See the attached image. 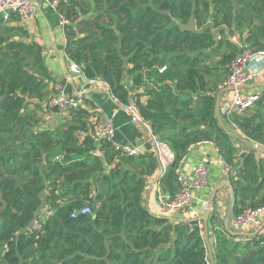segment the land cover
Wrapping results in <instances>:
<instances>
[{"label": "trees", "instance_id": "trees-1", "mask_svg": "<svg viewBox=\"0 0 264 264\" xmlns=\"http://www.w3.org/2000/svg\"><path fill=\"white\" fill-rule=\"evenodd\" d=\"M49 1L66 21L69 61L83 65L87 79L106 83L119 105L134 92L139 116L171 151L163 192L179 191L177 168L189 148L211 142L237 172L227 178L231 217L264 206V155L250 146L241 152L229 120L220 116L222 127L215 117L217 86L237 49L230 36L264 51V0ZM190 18L194 32L172 21ZM20 33L0 23V264H264V233L236 237L214 211L211 260L201 222L150 214L142 194L156 157L128 156L90 135L79 141L90 129L87 110L39 130L51 76L42 48ZM217 56L222 60L213 64ZM232 121L243 138L264 146V92ZM85 206L90 212L80 214ZM36 216L41 227L27 231Z\"/></svg>", "mask_w": 264, "mask_h": 264}, {"label": "crops", "instance_id": "crops-1", "mask_svg": "<svg viewBox=\"0 0 264 264\" xmlns=\"http://www.w3.org/2000/svg\"><path fill=\"white\" fill-rule=\"evenodd\" d=\"M35 1L37 2L38 8L36 15L23 19L13 16L7 23L10 27L20 28V35L25 36L21 38L23 41L28 43L35 42L42 48L44 61L46 60L45 64L51 76V81L47 86V96L56 92L55 85L60 86L61 92L71 96L84 90L88 93V98L86 99L83 108L89 113V121L92 120V117L90 118V116L93 113H100V115L112 117L114 126V134L112 138L113 144H128L140 148L143 155L152 154L154 156V147L150 136L141 126L135 125L130 121L129 116L123 109L124 107L122 105L111 101L107 86L102 84L90 85L82 76L73 77L69 73V59L64 52L67 42L64 34V24L62 23V20L64 19L59 15L57 10L49 5L48 0ZM221 60L222 59L217 56L212 63L216 64ZM215 67L219 73H222L224 68L226 69V66L222 68L221 65H216ZM248 68L249 70L257 72V74L256 78L243 88V93L247 95L263 93L264 87L253 85L264 83V62H251ZM223 77H221L220 80ZM139 92L140 90L137 93ZM221 94L220 103L222 105L224 101L223 97H226L227 91L223 92L222 95ZM133 95L134 92H132L130 96L132 97ZM139 101L140 103H145L146 97L141 96ZM66 119L67 118L62 115H59L58 117L51 116V120L42 127L52 130L57 127L58 122H64ZM90 131L91 129L86 132H79L77 134L79 141H82L85 136H88ZM237 145L240 147L241 152H243V150L246 149L245 146H247L242 142ZM162 153L163 160H166L165 164L172 162L173 155L169 149H164ZM96 154L101 157L99 151H97ZM204 159L208 161L209 167L207 186L193 192L192 202L184 212L176 216H166L161 211V208L156 202V193L154 190V181L157 179V175H159L158 171L155 173V176L147 181L146 189L142 194L143 207L154 216L166 218L172 217L175 220L169 221L175 223L182 220H198L203 216L205 209L208 207L214 188L221 185L215 194V199L212 201L211 206L213 207L217 219L222 222L224 229L233 228V231H237L232 224V196L229 188L222 185L224 181H228L223 172L224 161L218 154L213 143L202 142L191 146L180 162L177 168V174L182 178L183 182L189 183L192 177L193 168ZM204 205L206 208H204ZM263 221L264 215L261 217V222ZM247 233L252 232L249 230Z\"/></svg>", "mask_w": 264, "mask_h": 264}, {"label": "built area", "instance_id": "built-area-1", "mask_svg": "<svg viewBox=\"0 0 264 264\" xmlns=\"http://www.w3.org/2000/svg\"><path fill=\"white\" fill-rule=\"evenodd\" d=\"M48 3L55 10H57V1L48 0ZM37 9V2L35 0H0V23L6 24L13 16H17L21 19L34 16L37 13ZM62 23L65 24L66 21L62 20ZM229 39L233 45H236L237 49L234 57L226 65L224 79L217 86V90L219 92H222L224 89H230L227 91L226 97H223L224 101L222 105L220 103L219 112L220 116H223L229 120L230 129L234 131V134L236 136L243 137L240 129L232 121V118L235 116H243L245 112L255 104V102L260 100L262 96V93H253L248 95L244 94L243 88L250 81L256 78L257 72L249 70V64L251 62H264V51H252L248 49L243 43L242 39L237 35H232ZM68 63L69 73L73 77L82 76L83 79L90 85L102 84L107 86L106 83L98 78L87 79L83 74V65H78L73 61H69ZM161 69L164 70V68ZM161 69L160 71H162ZM55 91V93L48 96L45 102L42 103V111L38 114V118L40 119V123L38 125L39 130H50L48 128H43L42 126H45L46 123L51 120V116L58 117L59 115H62L67 118L66 120H70L69 111L78 110L80 108L84 109L83 107L85 105L86 99L88 98V93L84 90L80 91L74 96H71L61 92L60 86L55 85ZM136 102L137 100L133 95L129 103L123 107L127 112L130 121L135 125L141 126L150 136L152 145L154 147V156L156 157L159 164L157 169L159 175H157V179L154 181L156 202L161 208L163 214L166 216H176L184 212L189 207L192 202L194 191L207 186V177L209 171L208 161L204 159L193 168L192 177L189 183L183 182L182 178L179 176L178 181L180 184V189L173 196L163 192L159 187V180L164 174L167 166L173 162L174 158L172 162L165 164L166 160H163L162 151L164 149H168V147L153 134L151 125L139 116ZM55 108L58 109L59 113L54 110ZM91 117L92 120H88L91 129L89 135L94 138L96 142H110L115 150L120 151L128 156L138 157L143 155L140 148L138 147H133L128 144L117 145L112 143L114 134L112 117L100 115V113H93L90 118ZM223 172L226 179L230 176L235 177L237 173L236 169L226 164V162H224ZM204 208H206L205 205ZM89 212L90 209L88 206H85L80 210V214L83 215L88 214ZM263 215L264 206L254 209L248 208L243 212L232 216V224L234 229L237 231L248 232L251 230V232H253L261 226V217ZM35 219L36 220L32 229H39L41 227L43 218L36 216ZM262 233H264V228L260 229L258 232V234Z\"/></svg>", "mask_w": 264, "mask_h": 264}, {"label": "water", "instance_id": "water-1", "mask_svg": "<svg viewBox=\"0 0 264 264\" xmlns=\"http://www.w3.org/2000/svg\"><path fill=\"white\" fill-rule=\"evenodd\" d=\"M175 24H177V26L180 28V30L182 32H194L195 31V25H194V21L192 18H190V20L188 21L187 24H181L179 22H177L176 20H172ZM113 30L115 31V33L117 34L118 32L115 30V28L113 27ZM253 86H260V87H264V83L261 84H255ZM230 89H224L222 92H218L216 97H215V117L219 123L220 126L223 127L222 123H221V117H220V94L226 91H229ZM110 99L111 101L115 102L112 98L111 95ZM124 109V108H123ZM229 135H231L227 130H225ZM231 137L234 140H238L240 142H242L243 144L250 146L252 149H254L256 152L263 154L264 155V146L258 145V144H253L251 142H249L247 139L240 137V136H236V135H231ZM222 185H225L229 188L230 194L232 195V189H231V184L229 183V181H224V183ZM221 185H218L214 188L213 192H212V198L210 199L209 205L208 207L205 209L204 214L201 218H199L198 220H182V221H199L202 223V228H203V237L205 240V244H206V248L209 254V259L211 260V252H210V244H209V240H208V219L211 216L212 212H213V207L211 206L212 201L215 199V194L217 192V190L219 189ZM230 216V214H229ZM169 220H175L172 217H167ZM228 219V218H227ZM35 218L28 224L27 226V231H30L33 228V224L35 222ZM264 228V221L262 222L261 226L259 228H257L255 231H253L252 233H247V232H235L233 235L236 237H244V236H252V235H256L258 234L259 230ZM226 230H228V228H226Z\"/></svg>", "mask_w": 264, "mask_h": 264}, {"label": "rangeland", "instance_id": "rangeland-1", "mask_svg": "<svg viewBox=\"0 0 264 264\" xmlns=\"http://www.w3.org/2000/svg\"><path fill=\"white\" fill-rule=\"evenodd\" d=\"M45 63H46V60H45ZM58 113H59V112H58ZM42 215H44V212H40V213H39V216H42ZM39 216H38V217H39Z\"/></svg>", "mask_w": 264, "mask_h": 264}, {"label": "clouds", "instance_id": "clouds-1", "mask_svg": "<svg viewBox=\"0 0 264 264\" xmlns=\"http://www.w3.org/2000/svg\"><path fill=\"white\" fill-rule=\"evenodd\" d=\"M235 135V134H234Z\"/></svg>", "mask_w": 264, "mask_h": 264}, {"label": "flooded vegetation", "instance_id": "flooded-vegetation-1", "mask_svg": "<svg viewBox=\"0 0 264 264\" xmlns=\"http://www.w3.org/2000/svg\"><path fill=\"white\" fill-rule=\"evenodd\" d=\"M114 100V99H113Z\"/></svg>", "mask_w": 264, "mask_h": 264}]
</instances>
